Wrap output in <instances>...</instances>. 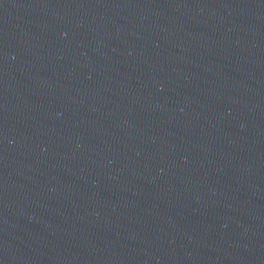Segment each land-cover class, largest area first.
<instances>
[{
  "label": "water",
  "instance_id": "obj_1",
  "mask_svg": "<svg viewBox=\"0 0 264 264\" xmlns=\"http://www.w3.org/2000/svg\"><path fill=\"white\" fill-rule=\"evenodd\" d=\"M0 264H264V0H0Z\"/></svg>",
  "mask_w": 264,
  "mask_h": 264
}]
</instances>
